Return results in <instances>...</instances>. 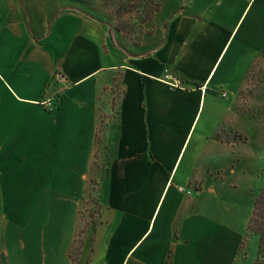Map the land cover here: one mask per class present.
<instances>
[{
	"label": "crops",
	"instance_id": "obj_1",
	"mask_svg": "<svg viewBox=\"0 0 264 264\" xmlns=\"http://www.w3.org/2000/svg\"><path fill=\"white\" fill-rule=\"evenodd\" d=\"M70 6L39 19L28 0H0L3 199L9 175L59 244L33 231L10 264H73L82 230L79 264H254L262 168L247 169L239 134L249 75L264 71V0H177L127 52ZM91 177L102 209L85 229Z\"/></svg>",
	"mask_w": 264,
	"mask_h": 264
},
{
	"label": "rangeland",
	"instance_id": "obj_2",
	"mask_svg": "<svg viewBox=\"0 0 264 264\" xmlns=\"http://www.w3.org/2000/svg\"><path fill=\"white\" fill-rule=\"evenodd\" d=\"M28 1L29 7L33 9L36 17H39V19L41 17L44 19L66 3H70V7L86 15L98 17L102 20L103 24L109 25L111 37L115 45L123 52H127L128 46L140 47L145 39L153 36L157 28L163 24L165 14L177 4V0ZM118 36H120L122 41H119ZM243 96L246 100V113L241 120L244 134L240 133L239 136L248 145V155H246L247 169L255 171L259 166L262 168L259 174L261 184L252 199L253 212L249 220L248 229L251 226L252 229L250 231L257 234L259 239H261V236L264 238V71L259 72L256 68L255 71L251 72ZM250 100L252 105H250ZM259 150L261 152L260 160L257 155ZM98 162L95 159V168L98 166ZM24 164L25 162L18 163L19 166H24ZM8 178L9 180H6V185H8L9 190L5 195V199H3L2 183L0 180V264L14 263L13 252L15 248L19 246L20 241H25L27 236H34L33 231H40V247H49L51 243L55 249L59 246L57 241L56 243L49 241V236L47 238L44 237V222L38 229V217H45V207L39 206L38 203L33 204L32 199L28 202L25 199L26 193L14 190V182L11 181L13 178L9 175ZM18 178L21 179L22 176ZM23 181L27 180L23 179ZM4 182L5 178L3 184H5ZM98 185V180L95 177H91L87 189V200H85L84 207L81 210V217L87 222L85 229H88V227L94 228L99 221L102 205L97 192ZM33 215L34 219L32 223H29L28 221ZM252 218L253 223L251 224ZM93 240L94 237L92 238ZM85 243L84 231L82 230L79 232L69 251V256L72 251V257L70 256V258L73 264L75 262L76 264L80 263ZM27 246L29 247V245ZM30 253L28 257H31L35 261L34 251H30ZM260 259L264 262V253ZM88 264H90V260ZM130 264L138 263L134 261Z\"/></svg>",
	"mask_w": 264,
	"mask_h": 264
},
{
	"label": "trees",
	"instance_id": "obj_3",
	"mask_svg": "<svg viewBox=\"0 0 264 264\" xmlns=\"http://www.w3.org/2000/svg\"><path fill=\"white\" fill-rule=\"evenodd\" d=\"M138 158H135V159H130V160H124L120 163V170L122 172V169L125 165H128V164H131L135 161H137ZM254 218V217H253ZM253 218H252V221H251V224L253 223ZM252 229L251 226H249V230ZM260 233V232H259ZM264 253V238L261 236V239H260V246H259V252H258V258L255 262V264H264V262L261 261V255H263ZM72 255V251L70 252V256ZM72 257V256H71ZM74 261V260H73ZM76 264V262H75Z\"/></svg>",
	"mask_w": 264,
	"mask_h": 264
},
{
	"label": "built area",
	"instance_id": "obj_4",
	"mask_svg": "<svg viewBox=\"0 0 264 264\" xmlns=\"http://www.w3.org/2000/svg\"><path fill=\"white\" fill-rule=\"evenodd\" d=\"M176 81H177V82H175V84L179 85L180 80H176ZM224 95H226V94H224ZM54 107H55V105L52 104V102L50 101V102H49V108L52 110Z\"/></svg>",
	"mask_w": 264,
	"mask_h": 264
}]
</instances>
